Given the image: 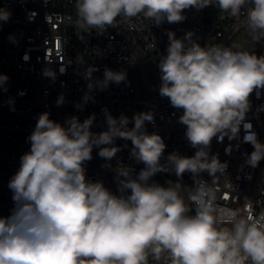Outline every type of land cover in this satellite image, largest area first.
Masks as SVG:
<instances>
[{
	"label": "clouds",
	"instance_id": "clouds-1",
	"mask_svg": "<svg viewBox=\"0 0 264 264\" xmlns=\"http://www.w3.org/2000/svg\"><path fill=\"white\" fill-rule=\"evenodd\" d=\"M213 3L229 17L246 15L253 44L264 40V0H75L76 17L62 22L83 31L104 30L118 18L131 22L143 16L159 26L165 20H185V9ZM245 5L250 7L245 10ZM10 16L0 8V21ZM167 34V54L158 64L159 94L183 109L179 122L186 125L195 155L173 152L162 164L166 144L145 130V121L154 119L151 112L135 114L129 128L127 116L113 117L105 108L108 127L100 133L90 130L95 114L82 123L73 116L61 125L50 113H41L27 138L30 151L21 156L9 181L15 207L10 216L0 217V264H150V259L155 264H264V207L254 211L247 198L238 208L218 202V190L232 192L233 186L227 179L221 184L228 165L209 151L217 134L235 137L243 124L244 141L254 146L247 163L255 168L264 159V143L251 131V123L244 122L250 94L264 89V56L233 50L236 45L202 47L191 31L182 39ZM96 70L89 67L84 73L89 81L84 103L93 99L94 89L127 78L125 71L106 68L103 80H93ZM44 75L56 78L50 68ZM8 80L0 74V89L7 91ZM63 100L61 94L58 105ZM117 138L130 140L131 156L145 165L136 177L131 167L117 166L120 195L102 182L87 181L84 167L94 147L110 161L120 151L114 146ZM172 171L178 179L167 187L150 182L158 172ZM186 172L192 174V187L181 182ZM204 172L211 182L201 178Z\"/></svg>",
	"mask_w": 264,
	"mask_h": 264
},
{
	"label": "built area",
	"instance_id": "built-area-1",
	"mask_svg": "<svg viewBox=\"0 0 264 264\" xmlns=\"http://www.w3.org/2000/svg\"><path fill=\"white\" fill-rule=\"evenodd\" d=\"M1 6L11 16L7 22L0 21V74L9 77L7 91L0 89V217L10 216L15 207L9 181L19 170L21 156L30 151L31 143L27 138L41 113H50L49 118L61 125L73 116L82 123L95 114L90 130L100 133L108 127L105 108L113 117L127 116L129 128L134 127L131 118L144 109L154 116L153 121H145V130L148 134L160 135L166 144L161 163H166L168 155L173 152L192 157L197 149L187 140L186 125L179 122L183 109L173 107L169 98L159 94L162 82L158 64L167 54V33L174 32L177 39H182L191 31L194 33L192 39L202 47L209 44L236 45L238 49L233 50L254 52L257 44L251 41L250 30L245 25L246 15L236 19L226 13L221 14L215 3L199 10L195 7L185 9L182 13L185 20L177 23L165 20L159 26L143 16L133 18L131 22L118 18L117 28L121 32L111 26L104 30L83 31L72 23L62 22L64 17H76L75 0H1ZM248 7L245 6V10ZM123 32L137 41L146 61L152 65L155 93L144 101L129 84L130 73L142 63L131 60V46L122 37ZM10 35L14 36V41L9 39ZM89 67L97 69L92 73L93 80H103L106 68L125 71L127 78L119 85L110 83L104 90L94 89L91 92L93 99L84 103L89 82L84 73ZM46 68L56 73L55 80L44 75ZM61 68L65 69L63 73ZM61 94L64 100L58 105ZM249 101L250 108L244 122L251 123V131L264 143V89L254 90ZM245 135L241 124L235 137L217 134L212 139L210 155L217 156L221 163L228 165L220 182L222 184L227 179L233 186L232 192L223 188L218 190L217 195L221 197L218 202L238 208L247 198L253 210L259 211L264 207V159L255 168L247 163L254 146L244 141ZM114 146L120 151L110 161L101 158L99 149L93 148L92 159L84 163L85 176L87 181L102 182L110 192L120 195L117 166L131 167L133 177H136L143 165L131 156L133 145L130 140L117 138ZM163 173L166 183L160 179L150 182L167 187L168 181L176 182L178 179L174 171ZM201 178L211 182L207 172L201 173ZM181 182L192 187V174H183ZM126 194H130V190ZM150 264L155 262L150 259Z\"/></svg>",
	"mask_w": 264,
	"mask_h": 264
},
{
	"label": "rangeland",
	"instance_id": "rangeland-1",
	"mask_svg": "<svg viewBox=\"0 0 264 264\" xmlns=\"http://www.w3.org/2000/svg\"><path fill=\"white\" fill-rule=\"evenodd\" d=\"M248 7L249 5H245ZM0 8L1 0H0ZM117 32H121V29L117 28V24L111 26ZM123 31V30H122ZM126 39L129 41L131 46V60L134 63H142L139 68L133 69L130 73L129 84L135 90V92L140 96V100H146L152 97L155 93L153 83H152V76H151V68L152 65L146 61V56L141 51L139 44L134 39L130 40V38L126 35V32H123ZM261 48L264 52V40L257 43L255 46L254 53L257 54V49ZM144 112V109L142 110ZM138 113V112H137ZM160 179L163 183H166V175L163 172H158L155 174L151 181Z\"/></svg>",
	"mask_w": 264,
	"mask_h": 264
},
{
	"label": "crops",
	"instance_id": "crops-1",
	"mask_svg": "<svg viewBox=\"0 0 264 264\" xmlns=\"http://www.w3.org/2000/svg\"><path fill=\"white\" fill-rule=\"evenodd\" d=\"M258 53L256 54L258 57L259 56H264V52L261 48L257 49Z\"/></svg>",
	"mask_w": 264,
	"mask_h": 264
},
{
	"label": "trees",
	"instance_id": "trees-1",
	"mask_svg": "<svg viewBox=\"0 0 264 264\" xmlns=\"http://www.w3.org/2000/svg\"><path fill=\"white\" fill-rule=\"evenodd\" d=\"M126 35L130 38V40L133 39V37H132L130 34L126 33ZM122 37L126 39V37H125L124 34H122ZM141 163H142V162H141ZM142 165H143V167H142V169H143V168L145 167V165H144L143 163H142Z\"/></svg>",
	"mask_w": 264,
	"mask_h": 264
}]
</instances>
